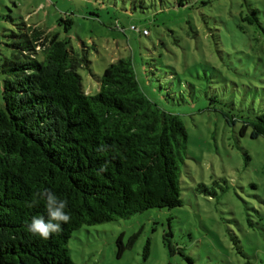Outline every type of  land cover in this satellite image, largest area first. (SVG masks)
<instances>
[{
    "label": "rangeland",
    "instance_id": "obj_1",
    "mask_svg": "<svg viewBox=\"0 0 264 264\" xmlns=\"http://www.w3.org/2000/svg\"><path fill=\"white\" fill-rule=\"evenodd\" d=\"M249 3L264 24V0H0V62L19 23L60 31L89 47L97 75L131 58L144 92L188 129L183 205L82 226L68 244L76 264H264V136L240 134L241 120L222 111L264 112V33L243 20ZM61 17L73 20L68 31ZM134 234L119 256V238Z\"/></svg>",
    "mask_w": 264,
    "mask_h": 264
},
{
    "label": "trees",
    "instance_id": "obj_2",
    "mask_svg": "<svg viewBox=\"0 0 264 264\" xmlns=\"http://www.w3.org/2000/svg\"><path fill=\"white\" fill-rule=\"evenodd\" d=\"M248 6L243 20L264 33L260 10ZM61 21L72 27L71 18ZM10 36L11 54L0 62V264H76L68 244L82 226L183 205L188 129L144 92L131 58L97 75L89 47L60 31L23 21ZM80 68L95 77L96 94L86 93ZM222 111L230 124L241 120L240 134L251 126L253 137L264 136V112ZM44 189L66 200L70 215L48 240L26 227L33 216L47 218L43 200L29 206ZM136 237L127 245L119 238V256Z\"/></svg>",
    "mask_w": 264,
    "mask_h": 264
},
{
    "label": "clouds",
    "instance_id": "obj_3",
    "mask_svg": "<svg viewBox=\"0 0 264 264\" xmlns=\"http://www.w3.org/2000/svg\"><path fill=\"white\" fill-rule=\"evenodd\" d=\"M40 200L44 201L47 218L44 215L33 216L26 227L27 231L33 236L48 240L53 234H58L62 230V224L70 221V215L65 211L67 201L60 199L55 192L44 189L41 192L34 193L29 206H34Z\"/></svg>",
    "mask_w": 264,
    "mask_h": 264
},
{
    "label": "built area",
    "instance_id": "obj_4",
    "mask_svg": "<svg viewBox=\"0 0 264 264\" xmlns=\"http://www.w3.org/2000/svg\"><path fill=\"white\" fill-rule=\"evenodd\" d=\"M132 30H139L136 25L131 26ZM144 34H149V30L147 28L143 29Z\"/></svg>",
    "mask_w": 264,
    "mask_h": 264
}]
</instances>
